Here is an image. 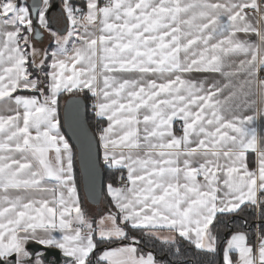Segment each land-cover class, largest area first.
Masks as SVG:
<instances>
[{
    "label": "snow or ice",
    "instance_id": "1",
    "mask_svg": "<svg viewBox=\"0 0 264 264\" xmlns=\"http://www.w3.org/2000/svg\"><path fill=\"white\" fill-rule=\"evenodd\" d=\"M52 8L0 0V264H46L32 244L66 264H162L141 243L179 255L177 237L214 256L221 226L222 264H264V0H61L63 31ZM64 95L90 99L97 121L98 219L61 132ZM249 209L254 223L236 225Z\"/></svg>",
    "mask_w": 264,
    "mask_h": 264
},
{
    "label": "water",
    "instance_id": "2",
    "mask_svg": "<svg viewBox=\"0 0 264 264\" xmlns=\"http://www.w3.org/2000/svg\"><path fill=\"white\" fill-rule=\"evenodd\" d=\"M61 0H54L53 8L49 15L50 27L60 30L52 24L51 14L61 13ZM32 3V0L29 1ZM87 106L83 98H67L62 106L61 120L67 139L75 149L77 167L80 174L81 190L88 205L100 206L103 197L104 174L100 164H96L94 172L89 173L87 161L89 159V147L91 146V159H96V135L87 123ZM33 251H43L46 264H66L67 258L56 249H43L39 245H30Z\"/></svg>",
    "mask_w": 264,
    "mask_h": 264
},
{
    "label": "trees",
    "instance_id": "3",
    "mask_svg": "<svg viewBox=\"0 0 264 264\" xmlns=\"http://www.w3.org/2000/svg\"><path fill=\"white\" fill-rule=\"evenodd\" d=\"M54 0H52V4H53ZM263 74V73H262ZM72 97L70 95H64L63 98L60 101V108H59V117H60V121H61V128L63 130V126H62V120H61V110H62V106L64 101L69 98ZM81 98L84 99L86 106H87V123L90 127V129L92 130V132L96 135V125H97V121L94 119L93 117V113L92 111L89 109V102H91L90 99H86L84 95L80 96ZM70 145L72 146V144L70 143ZM73 148V153H74V169H75V177L78 183V189H79V196L81 199V203H82V207L84 205H86V201L84 199L82 190H81V183H80V174H79V170L77 167V162H76V155H75V149ZM103 170V174H104V185H103V197H102V201L100 206H102L103 204L105 205V209H108V198L105 195V185L106 183L109 181V176L108 174L105 172L104 168L102 167ZM245 217H247L248 221H249V225H252L254 223L253 217H252V210L249 209L246 213L245 216H241V217H235V221H236V225H239L243 222V220L245 219ZM229 227H234L233 225H229ZM249 232L255 231L254 228L249 227L246 229ZM132 235H138V233H131ZM220 242L218 244V252L216 255H203L198 253L194 247L189 246L188 243L186 241L183 240H178V243L180 244V254H174L175 249L174 248H170L166 245L163 244V242L161 241H155V247H151L150 244L146 245L145 243H141L140 248L142 250H151L155 253L156 259L158 261H161L162 264H222V249L224 247V239L230 235V232L227 228H224L223 226H221L220 232ZM129 242V241H127ZM104 245H101V248H103ZM100 249H97V252H99Z\"/></svg>",
    "mask_w": 264,
    "mask_h": 264
},
{
    "label": "crops",
    "instance_id": "4",
    "mask_svg": "<svg viewBox=\"0 0 264 264\" xmlns=\"http://www.w3.org/2000/svg\"><path fill=\"white\" fill-rule=\"evenodd\" d=\"M30 0H28V2H29ZM75 2H77V3H80V2H82V0H75ZM54 3V2H53ZM60 6H61V1H60ZM56 13V15H58L57 17H55V19H54V21H52V24L54 25V26H57L60 30H63L64 28H66V21L63 19V17H62V13H59V12H55ZM52 20V19H51ZM41 31V30H40ZM41 33H42V41H43V39H47V38H49L50 36L48 35V34H46L45 32H42L41 31ZM253 39H255V38H253ZM39 43V42H38ZM38 43H37V45L36 46H39L38 45ZM50 43H51V39H50ZM49 44V43H48ZM50 47L52 46V44L51 45H49ZM49 48V47H48ZM262 73H264V72H262ZM262 73H261V75H262ZM198 75H200L201 77H203L205 74H198ZM257 129H258V132H264V120H260V119H258L257 120ZM177 127V130L179 129V125H177L176 126ZM61 132H62V134L65 136V138L67 139V137H66V134H65V132H64V129L62 130V128H61ZM68 140V139H67ZM69 141V140H68ZM70 143V142H69ZM51 155V154H50ZM250 158H251V156H250ZM86 205H88V204H86ZM58 235V234H57ZM164 235H167V233H162L161 234V236H164ZM177 240H182V238H179V237H177ZM159 241H161L162 242V240H159ZM122 243H124V244H131L132 242L131 241H129V242H127V241H123ZM32 245H35V244H32ZM51 249H55V248H51ZM56 250H58L59 252H60V250L59 249H56ZM61 253V252H60ZM61 255L63 256V254L61 253ZM235 258V257H234Z\"/></svg>",
    "mask_w": 264,
    "mask_h": 264
},
{
    "label": "rangeland",
    "instance_id": "5",
    "mask_svg": "<svg viewBox=\"0 0 264 264\" xmlns=\"http://www.w3.org/2000/svg\"><path fill=\"white\" fill-rule=\"evenodd\" d=\"M51 28V27H50ZM52 29V28H51ZM53 31H56L54 29H52ZM42 32H45L43 30H41ZM46 34H48L50 37L47 39H43L42 42H39L37 46L40 49H49L51 50V48L54 47V43H53V38L51 37L49 32H45ZM50 39H51V43H50ZM49 43V44H48ZM52 46L50 47L49 45ZM49 47V48H48ZM83 209L86 211V213L89 215L90 218L92 217H96L97 219L99 218L100 214H105L107 212V210L105 209V205L103 204L102 206H91V205H84Z\"/></svg>",
    "mask_w": 264,
    "mask_h": 264
},
{
    "label": "flooded vegetation",
    "instance_id": "6",
    "mask_svg": "<svg viewBox=\"0 0 264 264\" xmlns=\"http://www.w3.org/2000/svg\"><path fill=\"white\" fill-rule=\"evenodd\" d=\"M58 15H56V13L55 12H53L52 14H51V19H52V21H54V19H55V17H57ZM54 24V23H53Z\"/></svg>",
    "mask_w": 264,
    "mask_h": 264
},
{
    "label": "built area",
    "instance_id": "7",
    "mask_svg": "<svg viewBox=\"0 0 264 264\" xmlns=\"http://www.w3.org/2000/svg\"><path fill=\"white\" fill-rule=\"evenodd\" d=\"M262 75H264V73ZM88 105H89V109L91 110V102H89Z\"/></svg>",
    "mask_w": 264,
    "mask_h": 264
}]
</instances>
